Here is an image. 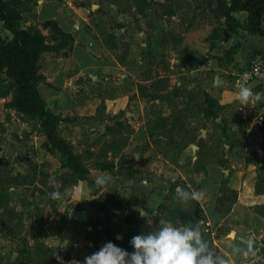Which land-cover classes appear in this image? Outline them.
<instances>
[{"label":"rangeland","instance_id":"1","mask_svg":"<svg viewBox=\"0 0 264 264\" xmlns=\"http://www.w3.org/2000/svg\"><path fill=\"white\" fill-rule=\"evenodd\" d=\"M67 1L66 12L79 9L87 29L95 31V52L115 57L123 67L120 72L130 75L121 86L132 91L133 101L123 110H107L109 80L74 77L71 95L89 92L86 102L91 107L83 115L66 116L69 124L58 125L57 133L81 157L87 170L83 179L47 141L39 117L14 105L16 79L6 69L0 71V264H76L109 240L132 251V236L159 227L161 218L177 226L198 224L208 250L217 260H226L234 246L231 228L209 219L208 209L225 213L242 185L248 207L264 215V97L245 103L234 85L253 60L243 67L233 65L236 71L222 69L237 44L214 56L203 50L196 57L178 52L180 23L172 16L180 14L181 21L188 16L183 12L187 0ZM16 2L23 9L39 5L37 0ZM211 3L205 0L196 9L199 21H182V28L205 23L208 16L218 23L221 14ZM168 20L173 25L169 38L162 30ZM20 24L50 38L58 35L54 24L32 14L23 13ZM217 28L213 26L212 36ZM0 35L11 37L1 21ZM166 41L173 46L165 47ZM73 44L54 53L67 55ZM49 54L38 55L40 71L50 66L55 55ZM212 57L221 68L218 77L205 69ZM73 64L69 61L70 71L76 68ZM194 67L200 71L193 73ZM39 84L50 102L45 76ZM244 84L261 93L252 79ZM134 131L137 140H131ZM98 176L106 184L98 185ZM181 189L196 195L182 199ZM153 192L160 193L152 203L136 207L129 201L132 193L148 198ZM26 244L33 249L45 245L49 251H27Z\"/></svg>","mask_w":264,"mask_h":264},{"label":"crops","instance_id":"2","mask_svg":"<svg viewBox=\"0 0 264 264\" xmlns=\"http://www.w3.org/2000/svg\"><path fill=\"white\" fill-rule=\"evenodd\" d=\"M204 1L205 0H187V3H184L186 7L183 9V12H187L188 16L183 17L182 21L187 20L193 24L194 22H198L199 17L197 16L198 12L196 9H202ZM210 1L213 2L210 4L211 8L217 6L218 0ZM221 1L228 3L230 0ZM37 2H39V5H34V7L30 9H24L23 13L32 14L41 22L49 20L55 22L59 29L71 34L74 43L71 52L67 55H56L53 51L41 52L45 55L49 53L55 55L50 60V66L46 69L41 68V72L46 77L47 81V94H45L50 97L49 99H51V101L46 102V98L43 99L53 113L63 118L58 125L63 122L69 124L66 116L73 114L83 115L84 112L88 111L90 105L87 106L86 101L88 100L87 94H89V92L85 91V93L73 97L68 89L69 87H73V79L79 75L85 79L91 78L97 80L99 83H106L109 80V82H107L109 85L107 89H111L110 93L113 94H110L108 91V94L104 97L107 110L117 112L126 108L127 105L133 101L130 99L132 91H123L121 85L130 81L131 77L127 73L120 72V69L123 67L115 57H105L101 53L95 52V48L98 45L96 42L98 38L95 31L87 29L84 24L87 18L79 12V9L74 10L75 13L73 10H68L66 12L67 9H65V7L68 4L67 0H54V2L51 0H37ZM232 15L241 23H245L247 19V12L243 10L232 12ZM179 17L176 18L172 16L175 21L181 24L182 21ZM218 21V23H215L212 16H208L207 21L200 25H191L187 28H182L183 25L178 24L177 30L179 35L177 38V51L180 53H189L196 57L197 55H201L199 50H203L214 56L218 55L220 50L227 49L231 44H237L236 52L231 61L225 62L222 66V69L226 66L233 71L237 70L232 67L233 65L243 67L245 64H249V62L253 60V53H255V56L259 55L264 59L263 35H252L242 28L237 31H230L223 15L219 16ZM261 23L264 27V13ZM88 24L91 25L89 22ZM216 24L218 26L216 30L217 35L212 36L211 34L214 32L213 26ZM172 26V22L168 20L162 27L163 33H168V38L170 37ZM5 31L8 30L5 29ZM172 46L173 43H170V41L165 42V47L169 48ZM69 61L74 63L73 65L76 67L75 70L70 71L68 69ZM207 62H209V66L205 69H209L211 73H216L218 77V69L221 70V68L216 64L217 59L212 57ZM191 71L194 73L200 71V69L199 67H194ZM259 76L260 77L256 80H253L255 77L252 78V84L256 83L259 87V92L264 94V71ZM213 80L216 82V77ZM219 82L225 84L226 81L220 79ZM234 85L238 86L236 82H234ZM39 87H41L40 84ZM90 97L93 96L90 95ZM94 99L96 100V97H93V100ZM126 114L131 113L126 112ZM136 135L137 131L131 133V140L132 138L136 139ZM136 140H134V143H136ZM133 185V187H136L138 184L133 183ZM237 189V197L230 203L229 209H227L225 213H220L217 207H212L208 209V217L211 220L215 218L217 225H220L224 221L226 225L231 228V235L233 236L232 243H234V246L226 252V260L229 264H255V262L264 264V250L260 252L257 246L258 244L261 245V239L264 240V215L248 207L243 197L242 185H239ZM159 193L160 192H153V197L149 196L148 198L138 193H132L129 196V201L133 200L134 202H132V205L136 204L135 206L137 207L141 204H145V201L152 203V200L157 198ZM253 203L255 204V202ZM253 203L251 201L249 205H254ZM145 209L149 211L151 207L146 206ZM111 211L115 213V211ZM222 214L225 215L221 217ZM257 240L259 242H257ZM252 248L254 250L253 253L251 251ZM247 254L250 256V259L246 261L245 256Z\"/></svg>","mask_w":264,"mask_h":264},{"label":"trees","instance_id":"3","mask_svg":"<svg viewBox=\"0 0 264 264\" xmlns=\"http://www.w3.org/2000/svg\"><path fill=\"white\" fill-rule=\"evenodd\" d=\"M216 10L225 17L230 31L242 28L252 35L264 36L261 23L264 0H230L228 3L218 0ZM242 10L247 12L245 23H241L232 15V12ZM23 11L16 0H0V21L2 27L11 34L8 40L0 35V71L6 69L8 76L16 79L18 94L14 105L22 112L39 117L47 141L59 150L65 165L85 179L87 170L81 157L74 153L70 143L57 133V126L63 118L50 110L39 89L44 75L40 71L38 55L43 51L58 52L70 46L73 38L50 20L45 23L54 24L58 33L52 38L39 30L21 27ZM108 167L110 166L105 168ZM25 247L27 251L33 249L28 244ZM34 250L44 253L49 251L45 245Z\"/></svg>","mask_w":264,"mask_h":264},{"label":"clouds","instance_id":"4","mask_svg":"<svg viewBox=\"0 0 264 264\" xmlns=\"http://www.w3.org/2000/svg\"><path fill=\"white\" fill-rule=\"evenodd\" d=\"M237 84L238 98L245 103L254 102L264 95L253 93L244 83L238 81ZM96 182L98 185H104L106 178L98 176ZM195 195L179 190L182 199ZM141 215L146 214L141 212ZM159 224L160 226L154 230L142 231L132 236L130 241L132 251L109 240L76 264H229L227 260H217L208 250V243L203 239L198 224L177 226L163 218Z\"/></svg>","mask_w":264,"mask_h":264},{"label":"built area","instance_id":"5","mask_svg":"<svg viewBox=\"0 0 264 264\" xmlns=\"http://www.w3.org/2000/svg\"><path fill=\"white\" fill-rule=\"evenodd\" d=\"M264 71V59L257 55L252 62L251 68L248 71L242 72L241 77L237 79L236 83L241 81L242 83L251 80L254 77L259 76ZM258 120H262V116L258 117Z\"/></svg>","mask_w":264,"mask_h":264}]
</instances>
